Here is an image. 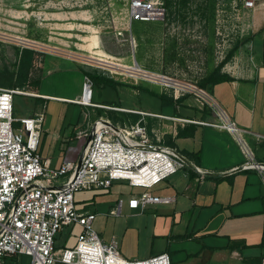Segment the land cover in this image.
<instances>
[{"label": "rangeland", "instance_id": "374dc122", "mask_svg": "<svg viewBox=\"0 0 264 264\" xmlns=\"http://www.w3.org/2000/svg\"><path fill=\"white\" fill-rule=\"evenodd\" d=\"M163 1L168 6L165 20L143 21L130 20L129 0H0V70H17L23 47H35L39 54L30 79L40 80L37 87H28L30 91L82 98L86 68L125 83L111 85L92 74V101L174 113L173 102L164 103L158 95L169 92L147 79L137 80L130 66L199 82L202 69L215 66L246 37L242 33L252 28L244 29L246 19L252 21L254 11L264 10V0H255L252 8L245 7L243 0ZM104 51L113 57L104 56ZM38 95L16 94L14 116L44 112L39 152L56 162L78 143L76 132L91 127L100 115L99 108ZM195 106L186 108L189 115L197 114ZM146 120L151 135L164 134L168 139L163 133L167 126L158 119ZM197 127L188 138L176 139L181 148L185 142L199 147L202 126ZM187 175L186 168L180 169L151 188L115 180L111 187L81 189L75 194L76 205L79 210L98 213L93 228L106 241L115 237L123 256L144 259L169 250L175 262L199 246L188 240L191 232L185 231L202 208V182L189 183ZM145 190L177 195L178 203L149 204L141 214L125 205L122 214L110 213L118 199L127 201ZM82 229L81 225L64 227L56 236V245L74 246ZM21 262L31 264V256L23 255Z\"/></svg>", "mask_w": 264, "mask_h": 264}, {"label": "built area", "instance_id": "2783aa9c", "mask_svg": "<svg viewBox=\"0 0 264 264\" xmlns=\"http://www.w3.org/2000/svg\"><path fill=\"white\" fill-rule=\"evenodd\" d=\"M243 2L246 7L255 6V0ZM167 14L163 0H129L130 20L162 21ZM130 68L137 80L143 78L159 84L174 98L191 95L201 107L210 108L216 114V121L206 123L232 133L244 154L242 165L235 169H253L264 182V162L257 158L243 130L209 89L196 80L139 66ZM92 85L93 79L86 75L83 97L73 102L136 112L141 116L135 123L122 124L98 115L90 128L78 130L81 144L86 141L80 167L70 154L59 167H51L49 160L39 152L43 111L21 118L14 116L16 94L39 95L26 87L0 86V264L12 254L31 256V264H172L166 251L144 259L123 256L115 237L106 241L93 228L97 213L77 208L75 194L81 189L111 187L115 180L151 188L189 167L187 157L176 145L166 143L164 134L151 135L146 118L184 123L194 120L93 102ZM259 138L264 140V135ZM64 177L65 180L54 185V180ZM176 200L175 195L145 190L139 196H131L127 202L119 199L110 213L122 214L126 204L130 209L144 211L149 204H171ZM70 225L83 228L77 243L72 247H58V232Z\"/></svg>", "mask_w": 264, "mask_h": 264}, {"label": "crops", "instance_id": "0c3cea01", "mask_svg": "<svg viewBox=\"0 0 264 264\" xmlns=\"http://www.w3.org/2000/svg\"><path fill=\"white\" fill-rule=\"evenodd\" d=\"M263 23L264 10L254 11L252 21L246 19L244 29L252 25L250 26L252 34L250 31L242 33V37L246 36L242 39L244 42L222 68V73L229 74L233 79L210 84L209 90L243 130V136L257 158L264 162V140L259 138L264 135V32L260 31ZM90 44L92 45L89 46L90 49H93V44ZM103 55L113 57L105 51ZM219 63L210 69H202L201 78L208 76ZM85 70L88 75L89 70L86 68ZM119 82L125 84L122 81ZM35 93L45 96L44 98L66 99L69 102L76 100V98H64L51 93L37 91ZM172 102L174 113H155L185 117L194 121L184 123L180 120L165 118L150 117V119L152 121L158 119L156 121L167 126V130L163 133L170 136L185 156L187 151L200 152L198 174L192 176L187 168L186 173L189 183L194 182L196 185L195 183L202 182V208L194 224L192 225L191 220L185 231V233L191 232L188 240L196 242L199 245L198 249H194L190 255L177 259L175 262H173L171 252L164 251L169 252L172 264H198V262L201 264H262L264 258V184L260 174L253 169H235L242 165L244 154L232 133L206 123L216 121V114L210 108L196 105L189 95L174 98ZM191 106H198L200 114L197 112L194 116L189 115L186 108ZM200 125L202 126V141L198 143L199 147L197 143L185 142L181 148L176 139L188 138L191 136L188 133ZM180 131L183 133L181 136L178 135ZM75 136L77 138V132ZM77 140L76 145L69 144L72 146L68 149V153L66 155L64 153L56 162L50 157L45 158L49 160L51 167H59L68 154L79 164L83 153L81 142L78 138ZM191 162L195 164L194 160ZM200 172H202V177ZM218 176H224V179L219 180ZM63 180L65 177L56 179L53 183L58 185ZM175 196L176 204L178 196ZM195 205H198L196 201ZM129 210L136 214L145 211L130 208Z\"/></svg>", "mask_w": 264, "mask_h": 264}, {"label": "trees", "instance_id": "16d2710c", "mask_svg": "<svg viewBox=\"0 0 264 264\" xmlns=\"http://www.w3.org/2000/svg\"><path fill=\"white\" fill-rule=\"evenodd\" d=\"M166 5L167 9L168 6L166 2H164ZM260 31L264 32V23L260 29ZM249 39V38H247ZM244 41L237 42V44L227 53L226 57L215 67V69L208 75L200 78L199 84L203 87H206L209 89L210 84L222 82V81H227V80H232L233 78L226 73H222V68L225 65V63L234 55L235 51L238 49V47L243 43ZM21 57L18 63V69L17 70H12L9 68H6L4 70H0V86L3 87H37L39 84V77L31 80V72L35 64V59L36 56L39 54L38 50L35 47H23L21 51ZM95 75L100 82H107L111 85H117L120 82L114 78L104 76L102 74L94 73V72H88V75ZM92 78V77H91ZM158 95L162 98V100L165 102H172L174 101V98L167 93H158ZM95 102V101H93ZM96 103H102V104H107V105H112V106H119L121 105L118 104H112V103H106V102H96ZM114 109H104V108H99V114L100 115H105L108 118L112 119L116 123H124L126 120L128 123H135L139 118L140 114L136 112H127V111H118ZM122 113L125 116L120 115ZM150 118V117H149ZM194 133V129L188 133V135H192ZM179 136L183 135L182 131L178 133ZM167 136V135H166ZM168 139H166V143L175 145V143L172 141L170 136H167ZM186 156H188L189 160H194L195 161V167H187V170L192 176H196L198 174V170L200 169V152H186ZM219 180L224 179V176H218L217 177ZM22 255H17V254H12L6 257L5 263L4 264H22L21 262Z\"/></svg>", "mask_w": 264, "mask_h": 264}, {"label": "water", "instance_id": "95a60500", "mask_svg": "<svg viewBox=\"0 0 264 264\" xmlns=\"http://www.w3.org/2000/svg\"><path fill=\"white\" fill-rule=\"evenodd\" d=\"M82 158V157H81ZM80 158V160H79V164H78V167H80V165H81V163H82V159ZM185 160H186V162H187V164H188V166L189 167H195V165L193 164V162H191L188 158H185Z\"/></svg>", "mask_w": 264, "mask_h": 264}, {"label": "flooded vegetation", "instance_id": "af4514ba", "mask_svg": "<svg viewBox=\"0 0 264 264\" xmlns=\"http://www.w3.org/2000/svg\"><path fill=\"white\" fill-rule=\"evenodd\" d=\"M85 147H86V141L83 144H81V152L82 153L84 152Z\"/></svg>", "mask_w": 264, "mask_h": 264}, {"label": "bare ground", "instance_id": "6f19581e", "mask_svg": "<svg viewBox=\"0 0 264 264\" xmlns=\"http://www.w3.org/2000/svg\"><path fill=\"white\" fill-rule=\"evenodd\" d=\"M133 67H134V68H137V65H134ZM88 99H89V95L87 94V96H86V101H88Z\"/></svg>", "mask_w": 264, "mask_h": 264}]
</instances>
